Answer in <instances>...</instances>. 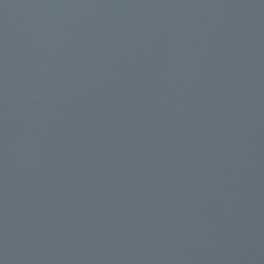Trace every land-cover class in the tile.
Instances as JSON below:
<instances>
[{
    "label": "water",
    "instance_id": "1",
    "mask_svg": "<svg viewBox=\"0 0 264 264\" xmlns=\"http://www.w3.org/2000/svg\"><path fill=\"white\" fill-rule=\"evenodd\" d=\"M0 264H264V0H0Z\"/></svg>",
    "mask_w": 264,
    "mask_h": 264
}]
</instances>
